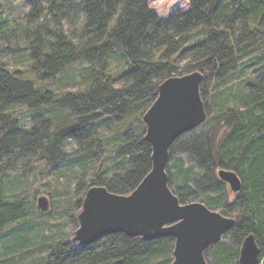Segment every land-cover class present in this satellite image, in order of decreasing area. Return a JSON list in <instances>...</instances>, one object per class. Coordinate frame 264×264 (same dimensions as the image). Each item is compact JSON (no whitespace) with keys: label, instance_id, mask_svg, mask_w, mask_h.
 <instances>
[{"label":"trees","instance_id":"trees-1","mask_svg":"<svg viewBox=\"0 0 264 264\" xmlns=\"http://www.w3.org/2000/svg\"><path fill=\"white\" fill-rule=\"evenodd\" d=\"M28 1L18 27L22 47H11L13 19L0 13L7 37L0 53L16 52L19 64H29L11 69L0 59V264H173L172 237L116 233L81 246L64 233L90 187L129 195L152 171L144 114L161 83L195 71L205 73L208 119L202 135L193 130L171 147L169 186L182 204L202 202L237 220L208 249L210 264H240L250 234L263 263L264 0H189L188 10L167 18L153 0ZM119 56L132 69L116 75L111 62ZM82 64L77 90L56 98L47 86L37 87ZM16 107L34 110L30 127ZM40 165L46 174L75 180L76 197L61 204V221L37 206L40 191L30 173ZM220 169L239 175V193L220 180Z\"/></svg>","mask_w":264,"mask_h":264},{"label":"water","instance_id":"water-1","mask_svg":"<svg viewBox=\"0 0 264 264\" xmlns=\"http://www.w3.org/2000/svg\"><path fill=\"white\" fill-rule=\"evenodd\" d=\"M203 71L173 76L158 87V97L144 114V140L151 144L152 171L129 195L110 192L103 186L88 189L78 214L79 228L72 242L90 245L116 233L143 240L175 239L173 264H210L208 249L233 230L237 220L202 202L182 204L169 186L170 149L183 135L196 130L208 119L201 94ZM220 180L233 193L243 182L232 170H218ZM37 206L43 214L51 211L50 199L42 195ZM261 247L254 234L245 237L240 264H261Z\"/></svg>","mask_w":264,"mask_h":264},{"label":"rangeland","instance_id":"rangeland-1","mask_svg":"<svg viewBox=\"0 0 264 264\" xmlns=\"http://www.w3.org/2000/svg\"><path fill=\"white\" fill-rule=\"evenodd\" d=\"M151 6L161 17L167 18L173 11L177 9L185 11L188 10L190 7V2L189 0H153ZM29 8L30 4L28 0H0V13H4V16H6L8 15V13L6 12H9L10 18L13 19L12 27L9 32V35L11 33L13 34L12 36H10L9 41L13 49H16L18 45L17 43L19 23H23L25 21V15L29 11ZM2 31L3 29H0V49H2L3 44L6 42L5 38H7L4 33H2ZM21 40L22 41H20L18 45L19 47H22L25 41V39ZM0 59L7 62L11 69L27 70L29 68V64L27 63L19 64L18 59L16 57V52L13 51H8L4 54L0 53ZM128 62L129 60L123 56L114 58L111 62V71L116 75H120L126 72L127 70L132 69V66H128ZM85 66V64L77 65L71 69L64 71L58 78L47 82L48 84L46 85L44 84V82L38 83L37 87L47 86L50 90L55 92L56 98H60L63 96V94L66 93V90L74 91L77 90L78 87H80L79 82L82 80L83 67ZM63 81L68 83L67 89L64 86ZM206 105L208 107L209 104L206 102ZM13 110L15 111L16 117L21 119L25 127L31 126V115L34 113V110L25 107H16ZM201 127L202 126L195 130L194 135L200 136L203 134V130H201ZM207 129L208 128L206 127L204 131H207ZM73 149L74 145L70 144L69 151ZM38 173H42V175L40 176L41 180L37 179L36 177ZM11 178H13V176ZM30 179L31 181H35L34 187L39 189V197L45 195L48 196L50 199L49 195L52 194V199L50 200L51 211L48 214H53L55 212V215L54 217H52L51 220L52 222H54V220L61 221L62 218L59 217L60 208H62L61 204L65 205L67 204L70 198L76 197L75 180L71 177L69 173H66L60 177H57L55 174H46L44 165H40L37 170H33L30 173ZM24 189L29 191L30 186L25 185ZM62 197L68 200L63 201ZM80 211L75 213L73 219L74 221H70V223L66 226V231L64 235L65 238H69L71 241L74 237L76 230L79 228L78 214L80 213ZM263 257L264 255L262 256V258ZM261 264H264V260Z\"/></svg>","mask_w":264,"mask_h":264}]
</instances>
